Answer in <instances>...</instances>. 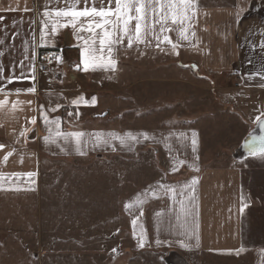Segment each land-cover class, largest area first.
<instances>
[{"label": "crops", "instance_id": "1", "mask_svg": "<svg viewBox=\"0 0 264 264\" xmlns=\"http://www.w3.org/2000/svg\"><path fill=\"white\" fill-rule=\"evenodd\" d=\"M46 48L68 63L39 72ZM263 120L264 0H0V188L134 156L137 248L264 264Z\"/></svg>", "mask_w": 264, "mask_h": 264}, {"label": "rangeland", "instance_id": "2", "mask_svg": "<svg viewBox=\"0 0 264 264\" xmlns=\"http://www.w3.org/2000/svg\"><path fill=\"white\" fill-rule=\"evenodd\" d=\"M129 156L42 157L37 179L21 176L15 187H1L0 264L240 262L238 254L137 248L122 207L136 190V165Z\"/></svg>", "mask_w": 264, "mask_h": 264}, {"label": "built area", "instance_id": "3", "mask_svg": "<svg viewBox=\"0 0 264 264\" xmlns=\"http://www.w3.org/2000/svg\"><path fill=\"white\" fill-rule=\"evenodd\" d=\"M68 63L66 52L61 48H46L38 55L37 70L41 73H50L57 67Z\"/></svg>", "mask_w": 264, "mask_h": 264}, {"label": "water", "instance_id": "4", "mask_svg": "<svg viewBox=\"0 0 264 264\" xmlns=\"http://www.w3.org/2000/svg\"><path fill=\"white\" fill-rule=\"evenodd\" d=\"M246 153L264 152V120L260 124L259 134L249 137L243 145Z\"/></svg>", "mask_w": 264, "mask_h": 264}]
</instances>
